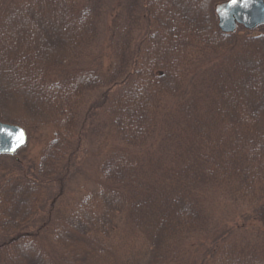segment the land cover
<instances>
[{"label":"trees","instance_id":"16d2710c","mask_svg":"<svg viewBox=\"0 0 264 264\" xmlns=\"http://www.w3.org/2000/svg\"><path fill=\"white\" fill-rule=\"evenodd\" d=\"M222 1L0 0V119L56 129L0 153V264H264V30Z\"/></svg>","mask_w":264,"mask_h":264},{"label":"water","instance_id":"95a60500","mask_svg":"<svg viewBox=\"0 0 264 264\" xmlns=\"http://www.w3.org/2000/svg\"><path fill=\"white\" fill-rule=\"evenodd\" d=\"M238 0L233 5L232 0H224L216 7L218 24L223 31H235L238 24L252 29L264 23V0ZM23 133V140L17 141L16 137ZM11 133V135H8ZM28 133L25 127L13 122L0 120V153H14L27 143Z\"/></svg>","mask_w":264,"mask_h":264},{"label":"rangeland","instance_id":"374dc122","mask_svg":"<svg viewBox=\"0 0 264 264\" xmlns=\"http://www.w3.org/2000/svg\"><path fill=\"white\" fill-rule=\"evenodd\" d=\"M217 19H219L218 14H217ZM261 25H263V27H261ZM261 25H258L257 27H255L251 31H253V32H259L260 31L261 32L262 30H264V23ZM243 26L244 25L239 24L237 26L236 30H240V32H243L244 30L241 29V27H243ZM203 62L209 64V61H203ZM205 63H203V64H205ZM200 64H201V62H200ZM200 64H199V66H200ZM196 65H197V63L195 64V66H193V71H192L193 73L192 74L190 73V78L191 79L194 78L195 75L197 74V71L199 70V72L196 76V80H200L199 75L202 73L201 72L202 68H200L199 66L197 68ZM190 78L187 79V82L190 80ZM8 80H9V78H7L4 75L3 71L0 70V83H3L4 81H8ZM10 90L11 89L9 88V91ZM262 95L264 96V90L262 91ZM3 105H4L5 109L7 111H10L11 113H16V111H22L21 108H19V105L15 103L13 93L10 94L8 99L5 98V101H3ZM1 120L5 121L3 119H1ZM7 122H9V121H7ZM55 131H56V129H55V126L53 124L31 126L29 129H27L28 141H27L26 145L24 146L25 149L20 154H18V157L20 156V158L22 157L23 159H26V160L32 159L35 162H37L40 159V157H41L44 149L46 148V146L50 143V141L54 137ZM88 159H89L88 157H84V159H83L85 162V164H84L85 167L90 163V161ZM81 179H82V177H81ZM239 217H240L241 221L244 220L243 216L239 215Z\"/></svg>","mask_w":264,"mask_h":264},{"label":"snow or ice","instance_id":"6c2138e0","mask_svg":"<svg viewBox=\"0 0 264 264\" xmlns=\"http://www.w3.org/2000/svg\"><path fill=\"white\" fill-rule=\"evenodd\" d=\"M238 2V0H232V4L235 5ZM245 7H247V0H245ZM8 135H11V133H8ZM17 141H22L23 140V133L21 132L17 137Z\"/></svg>","mask_w":264,"mask_h":264}]
</instances>
